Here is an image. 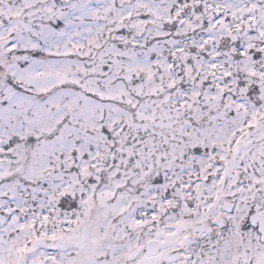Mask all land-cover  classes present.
<instances>
[{
	"label": "snow or ice",
	"instance_id": "6c2138e0",
	"mask_svg": "<svg viewBox=\"0 0 264 264\" xmlns=\"http://www.w3.org/2000/svg\"><path fill=\"white\" fill-rule=\"evenodd\" d=\"M0 264H264V0H0Z\"/></svg>",
	"mask_w": 264,
	"mask_h": 264
}]
</instances>
